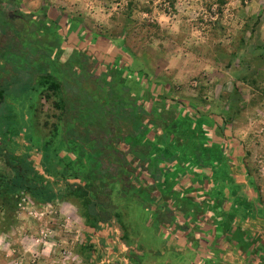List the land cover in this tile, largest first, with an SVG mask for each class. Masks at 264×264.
Instances as JSON below:
<instances>
[{
  "label": "crops",
  "instance_id": "obj_1",
  "mask_svg": "<svg viewBox=\"0 0 264 264\" xmlns=\"http://www.w3.org/2000/svg\"><path fill=\"white\" fill-rule=\"evenodd\" d=\"M17 1L21 10L41 14V0ZM261 4L264 6V1L252 0L241 11L254 15L256 10H262L264 40ZM53 15L63 24L59 35L65 33L72 43L70 54L82 49L105 67V74L117 72L122 81L139 89L134 95L143 108L139 119L145 127V139L157 138L162 154L157 155L154 149L135 165L131 178L135 187H152L154 202L142 206L133 196L119 200L118 209L126 229L115 215L111 225L87 226L90 244L96 248L102 244L109 251L106 260L113 252L125 264H264V205L251 186L254 181L248 175L246 163L239 161L250 132L248 125L242 127L243 122L251 120L244 104L232 122L226 123V111L220 91L217 92V87L222 86L218 77L194 82L190 88L186 79L179 84V78L175 77L180 75L173 79L167 71L133 73L130 69L133 57L126 56L124 47L115 40L103 34H87L84 24L73 23L54 12ZM59 40L63 48L61 36ZM56 47L48 41L45 50L55 54ZM176 54L191 55L184 50H177ZM57 57L55 69L62 54ZM188 63L189 59L182 63V77L183 72H190ZM233 85L231 82L230 91ZM119 146L132 160L131 146L125 143ZM158 205L162 206V212L170 209L171 213L169 219L155 224ZM242 231L244 237L240 240L249 238L250 250L256 244L261 248V257L249 252L246 256L233 241ZM254 236L258 239L253 242Z\"/></svg>",
  "mask_w": 264,
  "mask_h": 264
},
{
  "label": "rangeland",
  "instance_id": "obj_2",
  "mask_svg": "<svg viewBox=\"0 0 264 264\" xmlns=\"http://www.w3.org/2000/svg\"><path fill=\"white\" fill-rule=\"evenodd\" d=\"M234 1L236 4L232 3ZM251 1L226 0L221 4L219 0H41V15H48L44 21L47 24L55 22L63 27L54 12L73 23L84 24L87 34H103L115 40L124 47L126 56L133 57L130 68L133 73L167 71L170 77L180 75L175 77L179 78V84L186 79L185 84L190 88L194 82L218 77L222 88L217 87V92L220 91L223 105L231 82L237 76H246V81H240L245 93L243 95L241 91L243 98L240 101L249 110L251 120L243 122L242 127L245 129L248 125L250 132L245 140L246 150L239 161L246 163L248 175L254 181L251 186L264 205L263 12L256 10L254 15L242 12L241 8ZM22 11L28 15V26L40 16ZM12 18L20 17L13 15ZM64 35L60 36L66 49L58 44L56 53L49 54L51 57L62 54L57 69L62 68L63 61L71 59L73 54L69 53L72 43ZM27 37L35 35L30 32ZM50 50L53 51L52 47ZM177 50L190 51L191 55L183 57L184 54H176ZM77 51L88 55L82 49ZM79 58L83 59L82 56ZM88 58L86 65L81 66L88 76L104 75L105 67L90 55ZM12 59L24 65L23 57ZM188 59L190 72H183L182 77V63ZM74 68L80 69L77 62H74ZM112 76L109 73L103 77L111 81ZM55 101L53 95L48 97L41 91L27 92L21 98L7 97L12 111H16L15 115L22 123L17 138L20 152L30 151L37 170L45 175L53 189L62 181L53 175V169L44 165L43 153L46 149L53 152L55 146L54 143L45 146L54 140V126L58 123L59 110ZM66 154L72 155L65 150L59 153L60 156ZM14 216L13 223H9L0 213V264H125L113 252L106 260L109 251H105L102 244L100 248L90 244L85 220L77 205L70 201L41 204L25 196Z\"/></svg>",
  "mask_w": 264,
  "mask_h": 264
},
{
  "label": "trees",
  "instance_id": "obj_3",
  "mask_svg": "<svg viewBox=\"0 0 264 264\" xmlns=\"http://www.w3.org/2000/svg\"><path fill=\"white\" fill-rule=\"evenodd\" d=\"M219 2L224 4L226 0ZM13 15L20 18L14 20ZM46 18L47 14H40L28 26V15L17 0H0V213L5 221L13 223L25 196L41 204L70 201L77 205L86 226L111 225L115 215L126 229L118 201L133 196L142 206L154 202L152 187H135L131 178L135 165L154 149L157 155H162L159 141L145 139V127L139 119L143 108L134 95L139 89L122 81L117 72L112 73L111 81L103 76L91 78L81 68L88 62V55L79 51L73 52L62 68L55 69L58 55L51 57L45 45L52 41L59 46L60 27L55 22L47 24ZM30 32L35 37L28 38ZM14 56L23 57L24 65L13 60ZM74 62L78 63L79 70L74 68ZM246 78L235 77L226 103L222 104L226 123L232 122L241 112L243 97L238 81H246ZM30 91H41L56 98L54 105L59 115L54 126V140L45 143V146L49 143L55 146L53 152L46 149L43 153L44 165L53 169V175L63 182L56 189L39 173L30 151L20 152L17 143L22 123L7 97L21 98ZM226 105H229L228 110ZM121 143L131 146L132 160L119 148ZM62 150L72 155L60 156ZM161 208L158 205L155 224L170 218L171 210L162 212ZM241 233L243 231L238 233V239L232 238L239 249L246 256L261 257V248L255 244L250 250L249 238L242 242ZM251 239L254 242L258 237Z\"/></svg>",
  "mask_w": 264,
  "mask_h": 264
}]
</instances>
